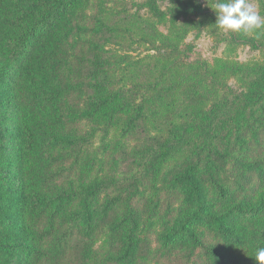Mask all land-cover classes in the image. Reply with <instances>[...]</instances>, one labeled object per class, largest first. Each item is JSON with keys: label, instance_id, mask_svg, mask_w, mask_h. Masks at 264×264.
Returning a JSON list of instances; mask_svg holds the SVG:
<instances>
[{"label": "trees", "instance_id": "obj_1", "mask_svg": "<svg viewBox=\"0 0 264 264\" xmlns=\"http://www.w3.org/2000/svg\"><path fill=\"white\" fill-rule=\"evenodd\" d=\"M98 4L0 0V63L15 74H0L17 132L7 199L19 233L0 237V264H93L95 253L99 264H256L264 247V99L249 104L233 140L212 134V117L202 122V145L187 139L192 129L178 135L180 119L166 135L147 105L131 111L124 90L101 81L103 48L116 35ZM164 61L167 74L189 70ZM187 76L184 89L194 95L183 101L159 76L147 90L197 128L204 96ZM117 119L112 152L96 168L92 128ZM164 162L171 165L162 176Z\"/></svg>", "mask_w": 264, "mask_h": 264}, {"label": "rangeland", "instance_id": "obj_2", "mask_svg": "<svg viewBox=\"0 0 264 264\" xmlns=\"http://www.w3.org/2000/svg\"><path fill=\"white\" fill-rule=\"evenodd\" d=\"M94 1L101 7L102 24L116 35L112 40L114 44L103 48L105 65L100 79L107 88L124 90L131 111L147 105L148 112L153 110L150 118L162 125L159 130L166 135L170 124L180 119L178 135L184 129H192L187 139L192 144L202 145L207 138L206 130L201 128L202 122L212 117V134L222 131L228 139H234L249 112V104L264 99V30L259 34L225 33L215 25L213 9L217 0ZM180 3L186 5L184 9L179 8ZM253 3L264 15V0H253ZM166 58H170L169 62L174 59L189 70L178 77L172 72L167 74L160 66ZM5 70L13 81L14 70L7 63H0V74ZM188 73L198 78V91L200 97L204 96L200 104L205 107L197 118L198 123L195 122L199 124L198 129L190 127L191 116L176 118L183 110L170 111L156 94L147 90V85L161 78L162 89L174 88L173 95L183 101L194 95L184 89ZM167 97L164 95L163 99L167 101ZM15 121L8 98L0 91V237L5 241L19 237L18 224L12 214L14 203L7 199L9 190L14 188L9 186V181H14L17 173ZM120 123L117 119L92 128L94 138L90 151L97 159L96 168L107 152L111 154L117 139L116 127ZM170 165L162 163L160 175L163 176ZM2 258L7 261L9 255ZM92 263H100L98 254L92 257Z\"/></svg>", "mask_w": 264, "mask_h": 264}, {"label": "clouds", "instance_id": "obj_3", "mask_svg": "<svg viewBox=\"0 0 264 264\" xmlns=\"http://www.w3.org/2000/svg\"><path fill=\"white\" fill-rule=\"evenodd\" d=\"M215 25L225 33L250 34L264 30V15L253 0H217ZM256 264H264V247L255 253Z\"/></svg>", "mask_w": 264, "mask_h": 264}]
</instances>
